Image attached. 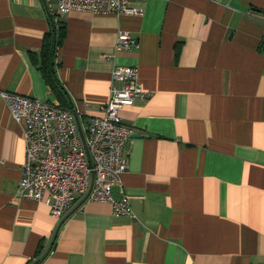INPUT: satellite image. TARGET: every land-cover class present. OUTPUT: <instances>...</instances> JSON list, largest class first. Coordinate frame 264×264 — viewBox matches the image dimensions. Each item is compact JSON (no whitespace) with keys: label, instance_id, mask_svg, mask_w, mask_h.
Returning <instances> with one entry per match:
<instances>
[{"label":"crops","instance_id":"0c3cea01","mask_svg":"<svg viewBox=\"0 0 264 264\" xmlns=\"http://www.w3.org/2000/svg\"><path fill=\"white\" fill-rule=\"evenodd\" d=\"M57 1L0 0V92L68 108L86 126L113 67L136 66L149 96L121 111L132 137L113 188L134 218L81 198L56 220L17 199L24 144L0 96V264H264V0H146L118 17L57 15ZM55 14L63 94L40 70ZM120 30L137 52L114 51Z\"/></svg>","mask_w":264,"mask_h":264},{"label":"built area","instance_id":"2783aa9c","mask_svg":"<svg viewBox=\"0 0 264 264\" xmlns=\"http://www.w3.org/2000/svg\"><path fill=\"white\" fill-rule=\"evenodd\" d=\"M146 0H58L57 15L71 11L95 16L140 14ZM56 16V14H55ZM138 39L118 31L114 51L137 52ZM109 98L102 114L82 125L75 112L28 96L0 92L11 119L21 127L24 161L15 197L44 203L61 220L81 198L108 203L116 217L134 218L130 196L113 197L128 168L126 147L132 130L121 117L125 106L146 99L136 66L113 67Z\"/></svg>","mask_w":264,"mask_h":264},{"label":"trees","instance_id":"16d2710c","mask_svg":"<svg viewBox=\"0 0 264 264\" xmlns=\"http://www.w3.org/2000/svg\"><path fill=\"white\" fill-rule=\"evenodd\" d=\"M54 16L51 18V25L52 29L51 31L44 37V42L42 46V62L40 66L41 73L43 75L44 80L46 83L50 86V88L53 90L54 93H62L63 91L61 90L56 77H55V72H54V66H53V57L55 54V49L57 46H59L64 37H65V30L61 26L59 22H56L55 24L53 23ZM41 246H38L37 251H36V256L35 257H40L41 254ZM43 257H40L38 261H36L34 264H40L42 261Z\"/></svg>","mask_w":264,"mask_h":264},{"label":"water","instance_id":"95a60500","mask_svg":"<svg viewBox=\"0 0 264 264\" xmlns=\"http://www.w3.org/2000/svg\"><path fill=\"white\" fill-rule=\"evenodd\" d=\"M86 200V198L84 200H82L81 202H84Z\"/></svg>","mask_w":264,"mask_h":264}]
</instances>
